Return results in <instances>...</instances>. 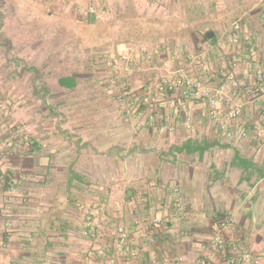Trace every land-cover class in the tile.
Masks as SVG:
<instances>
[{
	"label": "crops",
	"instance_id": "1",
	"mask_svg": "<svg viewBox=\"0 0 264 264\" xmlns=\"http://www.w3.org/2000/svg\"><path fill=\"white\" fill-rule=\"evenodd\" d=\"M134 1L144 14L154 11L180 21L176 35L142 43L163 45L158 60L192 67L205 86L224 87L227 98L241 105L242 122L259 119L264 101L254 100L252 90L258 73H264V0ZM98 2L121 10L129 0ZM104 16L97 14L96 20ZM235 22L241 25L242 43L229 41ZM5 46L0 45V101L5 102L0 129L13 120L26 123L33 128L34 142L9 133L0 141V264H111L113 259L117 264H200V255H208L211 264H223L242 248L264 264V123L248 139H241L238 131L227 139L225 100L219 123L200 100L187 105L192 131L183 124L169 135L132 122L79 124L75 108L62 105L75 99L80 77L89 75L71 67L55 75L62 91L49 92L43 82L40 91L21 93L9 73L14 59ZM228 60L236 63L234 81L228 79ZM118 114L122 121L135 119L127 109ZM147 133L154 138L145 151L154 152V161L161 164L153 172L156 180L162 185L160 172L166 173L168 164L179 166L173 176L179 193L166 183L149 193L148 205L133 206L140 194L127 188L123 203L131 206H107V179L129 178L123 147H142L140 136ZM97 204L106 206L99 227L93 222ZM159 216L164 222L152 225L150 220ZM215 221L226 223L222 249L211 243ZM119 227L128 238L118 235Z\"/></svg>",
	"mask_w": 264,
	"mask_h": 264
},
{
	"label": "rangeland",
	"instance_id": "2",
	"mask_svg": "<svg viewBox=\"0 0 264 264\" xmlns=\"http://www.w3.org/2000/svg\"><path fill=\"white\" fill-rule=\"evenodd\" d=\"M130 4H133L134 8L140 12L134 0H129L121 10ZM211 6L209 4V7ZM100 7L101 10L94 15L102 13L105 16L99 17L97 22H95L96 20L93 22L94 25H90L88 23L90 14L89 16L81 15L75 10V7L72 9L63 8L59 0H0V45L4 46L5 44L6 49H9L7 53L11 59H14L9 73L13 75L14 87L19 92L31 90L36 93L42 89L43 82L45 89L49 92L62 91L54 81L55 75L67 73L72 69L71 67H75L76 70L79 69L78 72L89 76L80 77L79 85L74 91L75 99L70 103H64L62 109L69 108L70 105L75 108L79 124L86 122L131 124L135 119H130L128 122L124 119L122 121L121 118L116 119L118 111L122 113L125 110L119 99L122 89L119 87L117 79L114 78V71L104 67L100 63V58L105 52L119 51L128 46L149 43L152 39L116 42L114 40L116 35H114L113 43H111V39L107 35L101 36L98 33H103V28L121 10H117L111 5H107V7L100 5ZM106 8H109L110 11H105ZM140 13L144 14L142 10ZM144 15L164 21L168 31L172 28L179 30L180 21H176V19L158 12L154 13V11ZM0 53H3L2 48H0ZM181 56L182 53L178 52L175 60L179 61ZM103 69L110 70V72ZM125 77L124 74L121 75V78ZM153 77L154 73L150 70L138 71L133 76L126 77L125 80L129 82L130 86L140 88L142 85L148 84ZM106 79L107 81L102 82ZM1 102L5 104L4 100ZM29 102L30 105L35 103L34 100ZM19 108L21 107L19 106ZM162 135L159 138L164 139ZM140 138L142 147H130L127 144L123 147L125 166H122H124V173H127L129 178L107 179L108 184L105 187L111 194L107 206H131V203L129 205L123 203L127 188H133L140 194L139 200L133 206L148 205L149 193H152L155 187L162 188L166 183L172 190L177 187L179 193V186H176L175 179H173V176L179 171V166L168 164L166 173L160 172L163 175L161 185V180H156V175L153 173L161 164L154 161V152L145 151L144 147L152 145L154 136L147 133L141 135ZM162 165L166 167L165 163ZM161 170L163 171L164 168L162 167ZM116 191L120 192L119 195H112ZM97 199L98 197L96 201H98Z\"/></svg>",
	"mask_w": 264,
	"mask_h": 264
},
{
	"label": "built area",
	"instance_id": "3",
	"mask_svg": "<svg viewBox=\"0 0 264 264\" xmlns=\"http://www.w3.org/2000/svg\"><path fill=\"white\" fill-rule=\"evenodd\" d=\"M156 0H150L148 3H155ZM63 8L75 10L81 15L98 13L101 10L98 0H59ZM264 8V2H262ZM76 5V6H75ZM107 7V6H106ZM105 11H110L106 8ZM244 36L241 33V25L235 22L232 26V34L229 36L231 43H242ZM164 51L161 44H140L128 46L119 51L111 50L105 52L100 63L114 71V78L117 79L122 93L119 96L121 106L125 107L131 117L135 118L134 124L137 128H149L154 133L164 132L173 134L178 127L183 124L188 131L194 129L192 115L186 110L190 102L205 100L208 104V115L214 123H219L221 102L225 100L227 109V120L229 127L224 130L227 139H233L236 131L243 140L248 139L252 132L263 130L264 109L259 112V119L253 124H247L241 121V105L228 99L224 87L205 86L200 75L191 67H175L169 64L168 60H158ZM157 59V63L152 64ZM236 63L228 60V79L234 81V72ZM150 70L154 77L148 84L140 88L130 86L125 80L126 77L133 76L136 72ZM126 77L123 79L121 75ZM140 89V90H138ZM254 100L264 101V73L259 72L257 82L252 90ZM5 111V104L0 101V113ZM9 133L14 139L24 138L33 143L32 128L27 124L10 122L8 128L0 129V141ZM13 187V186H12ZM106 213V206L100 205L94 210V225L99 227L103 216ZM164 222L162 217H154L150 223L158 226ZM223 221L214 222V237L212 244L218 249L225 248L226 239L224 235L225 225ZM171 230H169V233ZM117 233L120 237L128 238V232L124 227H119ZM88 236L90 232H83ZM154 242V239H150ZM200 264H211L208 255H200ZM259 259L249 250L242 248L239 252L226 258L223 264H258ZM111 264H117L113 259Z\"/></svg>",
	"mask_w": 264,
	"mask_h": 264
},
{
	"label": "trees",
	"instance_id": "4",
	"mask_svg": "<svg viewBox=\"0 0 264 264\" xmlns=\"http://www.w3.org/2000/svg\"><path fill=\"white\" fill-rule=\"evenodd\" d=\"M92 16H94V14H90L88 18V23L90 25L95 24L91 20ZM97 21L98 20L95 22ZM165 24L166 23L164 21L148 17L138 12L134 8L133 4H130L125 9L121 10L110 21V23L103 28V33L99 32L98 35H107L111 39V43H113L112 38L114 35H116V39H114L116 42H134L146 40L147 38L157 40L162 37H167L172 33H174L173 35H176L175 32L177 33L180 31V27L179 30L172 28V30L170 29L168 31V29L165 27ZM204 37L206 38V35ZM60 83L62 85L68 86V84L63 80H60Z\"/></svg>",
	"mask_w": 264,
	"mask_h": 264
},
{
	"label": "water",
	"instance_id": "5",
	"mask_svg": "<svg viewBox=\"0 0 264 264\" xmlns=\"http://www.w3.org/2000/svg\"><path fill=\"white\" fill-rule=\"evenodd\" d=\"M95 19H96V16H95V15L92 16L91 20H92L93 22L95 21ZM207 36L210 38V37L213 36V33H212V32H209V33L207 34Z\"/></svg>",
	"mask_w": 264,
	"mask_h": 264
}]
</instances>
